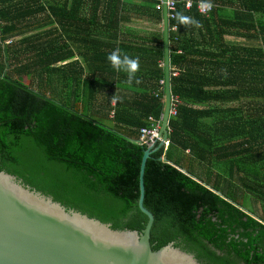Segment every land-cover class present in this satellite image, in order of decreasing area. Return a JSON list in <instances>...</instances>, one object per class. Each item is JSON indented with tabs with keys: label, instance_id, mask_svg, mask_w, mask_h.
<instances>
[{
	"label": "trees",
	"instance_id": "obj_1",
	"mask_svg": "<svg viewBox=\"0 0 264 264\" xmlns=\"http://www.w3.org/2000/svg\"><path fill=\"white\" fill-rule=\"evenodd\" d=\"M137 1L0 0V172L114 231L141 234L148 147L138 142L150 118L163 117L165 51L161 0ZM171 1L170 62L187 55L181 33L193 27L178 23L180 12L202 25L196 55L206 77L171 78L179 105L169 144L144 176L152 250L173 244L199 264H264V0H210L206 17L194 7L201 0L188 11ZM128 6L161 24L159 36L122 31ZM230 31L260 45L229 48ZM115 49L139 58V83L108 62ZM186 152L203 176L185 168Z\"/></svg>",
	"mask_w": 264,
	"mask_h": 264
},
{
	"label": "water",
	"instance_id": "obj_2",
	"mask_svg": "<svg viewBox=\"0 0 264 264\" xmlns=\"http://www.w3.org/2000/svg\"><path fill=\"white\" fill-rule=\"evenodd\" d=\"M162 3L165 110L159 132L162 141L148 146L141 165L138 208L148 217L146 228L141 234L114 231L110 225L67 210L0 172V264H199L192 255L176 249L173 244L157 252L152 250L151 231L155 217L144 206L147 161L169 143L172 106L169 22L167 0Z\"/></svg>",
	"mask_w": 264,
	"mask_h": 264
},
{
	"label": "crops",
	"instance_id": "obj_3",
	"mask_svg": "<svg viewBox=\"0 0 264 264\" xmlns=\"http://www.w3.org/2000/svg\"><path fill=\"white\" fill-rule=\"evenodd\" d=\"M129 4H140L137 0H125ZM126 22H123L121 25V30L126 32H131L135 34H143L149 36H159L162 25L157 23L156 20L150 19L149 17H138L136 14V9L131 6L126 7ZM181 37L183 44L186 48L187 55L183 58V61L179 62V66L172 65L170 62V86H171V78H180L185 77L187 75V79L191 80L193 76H197L200 80L202 77H206V71L201 68L202 59L204 57L197 56L196 53L199 51L200 45H202V40L200 34L203 33L201 28L196 27H185L182 29ZM224 44L229 48H238L239 46H259L260 43L257 41H246L239 38L238 35L234 31H230V34H226L223 38ZM178 55H184L178 52ZM238 56V53H236ZM195 63H198V69L195 67ZM223 75L226 72L222 73ZM205 91L208 90V87H204ZM212 89V88H211ZM220 89H233L236 90V85L228 88L220 87ZM131 94V93H130ZM113 105V103H112ZM224 108H236L238 106V102H227L222 104ZM112 123V122H111ZM113 124V123H112ZM188 157V152L185 153L184 163L185 168L190 169L192 172L198 175L203 176V170L199 169L196 163H192L186 159ZM248 207H253L254 210L259 211L260 206L253 203L251 201L248 204Z\"/></svg>",
	"mask_w": 264,
	"mask_h": 264
},
{
	"label": "clouds",
	"instance_id": "obj_4",
	"mask_svg": "<svg viewBox=\"0 0 264 264\" xmlns=\"http://www.w3.org/2000/svg\"><path fill=\"white\" fill-rule=\"evenodd\" d=\"M212 7L213 5L211 4L210 0H201L199 4L201 12L210 11ZM176 19L181 25L194 26L196 28H200L202 26L199 21L180 12L176 13ZM107 60L116 71H123L127 73V82L129 84L133 83V81L136 83L140 82L138 79H136V73L139 71L140 67L138 57L131 58L127 54L121 55L120 50L115 49L108 55ZM117 100L118 98L114 95L113 102H116Z\"/></svg>",
	"mask_w": 264,
	"mask_h": 264
},
{
	"label": "built area",
	"instance_id": "obj_5",
	"mask_svg": "<svg viewBox=\"0 0 264 264\" xmlns=\"http://www.w3.org/2000/svg\"><path fill=\"white\" fill-rule=\"evenodd\" d=\"M110 1H113V0H110ZM120 1L122 2L123 0H120ZM161 4L163 6L162 0H161ZM184 4H185L184 8L187 11L191 10L193 8V6H194V4L191 1H189V0H185ZM199 4H200V2L195 4V6H194L195 10H196V12L199 15L204 16V17L208 16L215 9V6L213 5V7H212V9L210 11L201 12L200 8H199ZM166 5H167V19H168V22H169V21H172V20L175 19L174 12H175V9H176V3L174 1L167 0ZM158 9H160V8L158 7ZM171 30L173 32H176L177 31V27L173 26L171 28ZM164 83L165 82H163V81L161 82L162 85H164ZM177 105H179L178 98L177 97H174V98L172 97V106H171V112H170L171 116H175L176 115V107H177ZM150 121L152 122L151 127L150 128H144V129L141 130V140L140 141H141L142 144L146 145L147 147L149 145H151V144L156 143V141H158V142L162 141V139L159 138V132H160V129H161L162 119L160 121H155L153 118H150ZM168 144L169 143L166 144L165 148H167Z\"/></svg>",
	"mask_w": 264,
	"mask_h": 264
},
{
	"label": "rangeland",
	"instance_id": "obj_6",
	"mask_svg": "<svg viewBox=\"0 0 264 264\" xmlns=\"http://www.w3.org/2000/svg\"><path fill=\"white\" fill-rule=\"evenodd\" d=\"M106 125H108V126H112L111 125V121H108V120H106V121H103ZM246 200H247V198H246ZM251 201H246L245 203H250Z\"/></svg>",
	"mask_w": 264,
	"mask_h": 264
}]
</instances>
